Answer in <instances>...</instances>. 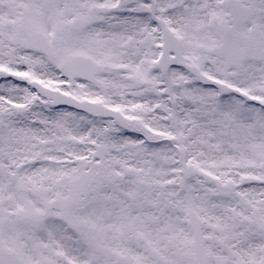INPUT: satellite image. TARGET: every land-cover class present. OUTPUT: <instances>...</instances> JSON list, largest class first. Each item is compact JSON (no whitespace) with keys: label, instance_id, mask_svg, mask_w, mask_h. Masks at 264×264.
Here are the masks:
<instances>
[{"label":"snow or ice","instance_id":"obj_1","mask_svg":"<svg viewBox=\"0 0 264 264\" xmlns=\"http://www.w3.org/2000/svg\"><path fill=\"white\" fill-rule=\"evenodd\" d=\"M0 264H264V0H0Z\"/></svg>","mask_w":264,"mask_h":264}]
</instances>
